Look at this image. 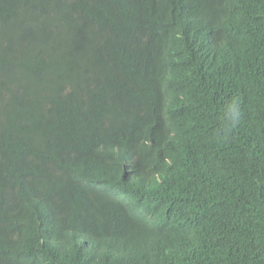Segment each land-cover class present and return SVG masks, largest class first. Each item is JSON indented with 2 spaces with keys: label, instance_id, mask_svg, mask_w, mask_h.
<instances>
[{
  "label": "trees",
  "instance_id": "trees-1",
  "mask_svg": "<svg viewBox=\"0 0 264 264\" xmlns=\"http://www.w3.org/2000/svg\"><path fill=\"white\" fill-rule=\"evenodd\" d=\"M100 1L111 7V16H121L89 22L74 1L19 0L16 9L14 0H0V46L8 48L7 57L22 54L41 88L47 79L38 70L54 61L59 71L69 64L75 75L82 71L78 62L93 54L83 45L92 29H105L115 40L102 59L104 74L54 103L63 118L89 106L75 121H42L39 95L21 91L12 68L3 72L0 264H73L67 247L81 234L115 223L119 213L103 201L113 196H102L94 181L98 161L124 158L114 137L123 138L150 176L129 193L164 225L159 236L167 241L166 257L141 239L145 232H137L135 219L118 220L117 231L136 238L157 264H264V0ZM230 6L217 48L212 35L191 37L197 23L186 12L182 27L158 40L145 38L175 8L214 24ZM15 9L11 22L2 23ZM52 16L71 19L76 31L69 35L41 22ZM44 43H52L55 57L31 54ZM208 56L216 74L203 77ZM187 98L197 108L185 104ZM233 99L243 117L225 138L221 124ZM166 116L175 124L169 126ZM114 171L105 164V172ZM115 188L114 181L103 185L104 192ZM178 226L180 237L167 235ZM77 247L81 258L85 246Z\"/></svg>",
  "mask_w": 264,
  "mask_h": 264
},
{
  "label": "clouds",
  "instance_id": "clouds-1",
  "mask_svg": "<svg viewBox=\"0 0 264 264\" xmlns=\"http://www.w3.org/2000/svg\"><path fill=\"white\" fill-rule=\"evenodd\" d=\"M74 1L77 4L78 13L80 17L89 22H97L106 19H116L117 16H111V7L108 4L102 3L100 0H67ZM17 3L16 9L19 6V0H14ZM16 9L4 22H11L12 16ZM187 13L191 22H196L197 25L194 30V34L191 36L206 37L212 35L214 46L217 48V38L224 29V24L229 20L233 7H228L217 18L216 23H208L207 19H199L195 17L191 12L183 8H175L169 12L163 13L155 27L150 30L145 38L149 40H158L163 33L171 31L175 26L182 27L181 16L183 13ZM43 23H50L56 26H60L66 34L72 35L76 31V26L71 19L64 16H52L45 18ZM70 24V28H66V24ZM31 26L24 28V31L30 30ZM93 35L90 42L83 44L90 47L93 50V54L86 60L78 62L82 71L75 75L73 66L67 65L63 70L57 69L58 65L54 61L51 65L39 68V72L47 79V84L44 88L39 87L37 79L31 68L28 66L27 61L23 58L22 54H16L12 57H7L5 54L8 48L0 46V88L3 85V72L9 68L13 69V77L18 79L21 91L27 93H37L41 99V103L36 111V115L42 121L52 123L61 119H67L68 121H75V116L78 112L89 111V106L82 107L71 114H66V117L61 116V112L55 107V102L59 99L70 97L82 84H86L100 78L105 70L102 59L107 52H111L115 40L113 35L101 28L92 29ZM75 39L81 43V37L77 34L74 35ZM99 43L100 47L93 48L94 44ZM82 44V43H81ZM52 43H44L37 48L33 54L39 58L48 59L55 57L52 53ZM32 75V78H28L27 75ZM216 74L213 64L209 60V56L202 62L201 76L209 75L210 77ZM172 78V72L170 74ZM171 91V90H168ZM185 104L197 108V106L188 98ZM173 103L167 101V109H171ZM172 116V115H170ZM166 116L168 119V125H174L175 122H170L171 117ZM243 117V110L238 100L233 99L225 106L224 119L221 124V135L227 137L241 122ZM97 134L100 135V132ZM115 147L117 150L124 153V158L121 161H98L99 169L95 174L94 181L98 189L101 191V195H111L112 200H103L111 209L110 212H118V218L109 227H104L98 230L91 231L89 233H83L78 238V241L73 242L69 247L72 248L73 264H157L155 257L144 249L137 246L138 240L133 236L126 235L124 232L117 231L116 222L118 220H124L126 222L131 219H135L138 222L137 232L144 231L145 235L141 238L152 246L160 250V256L166 257L167 241L165 238L159 236L162 233L164 225L159 222L155 217V210L149 208L147 204L140 198H135L130 195L129 191L131 186L137 180H145L149 178V175H145V171L139 166V162L135 154L128 148L125 141L121 137H114ZM113 165L115 171L113 174L105 172V164ZM106 181H114L116 188L110 192L103 191V185ZM121 209H125L128 215L121 213ZM26 227L21 222L19 224ZM172 238L180 237L181 231L179 226L175 227V232H171ZM60 241L64 240V237L59 238ZM46 243L45 239L41 240L42 246ZM78 244H83L85 249L80 251L81 258L77 257ZM66 248V249H67ZM85 250L87 251L84 255ZM60 261L58 258L55 261Z\"/></svg>",
  "mask_w": 264,
  "mask_h": 264
}]
</instances>
